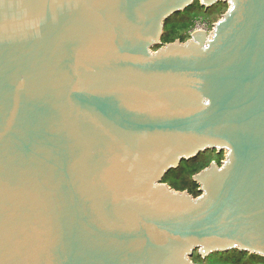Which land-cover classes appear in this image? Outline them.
I'll return each instance as SVG.
<instances>
[{"label": "water", "instance_id": "water-1", "mask_svg": "<svg viewBox=\"0 0 264 264\" xmlns=\"http://www.w3.org/2000/svg\"><path fill=\"white\" fill-rule=\"evenodd\" d=\"M195 1L0 0V264L264 256V0L162 44Z\"/></svg>", "mask_w": 264, "mask_h": 264}, {"label": "trees", "instance_id": "trees-1", "mask_svg": "<svg viewBox=\"0 0 264 264\" xmlns=\"http://www.w3.org/2000/svg\"><path fill=\"white\" fill-rule=\"evenodd\" d=\"M203 8L205 10H202ZM228 8L229 4L226 2H220L210 8H205L200 4V0H196L185 11L178 12L167 19L162 36V44L173 42L176 39H181L182 41L189 39L190 34H180L177 32L178 28H191L195 18L200 16L218 20ZM158 47L156 46L155 49ZM223 157V152H217V150L209 149L201 152L190 160H184L178 168L171 169L164 176L163 181L169 183L176 190H188L192 195L199 196L201 194L200 186L194 181V175L208 167L213 160H216L220 164ZM192 259L206 264H264V256L240 251L239 249L214 252L206 258H202L198 252H195Z\"/></svg>", "mask_w": 264, "mask_h": 264}, {"label": "built area", "instance_id": "built-area-1", "mask_svg": "<svg viewBox=\"0 0 264 264\" xmlns=\"http://www.w3.org/2000/svg\"><path fill=\"white\" fill-rule=\"evenodd\" d=\"M217 21L218 20H212L211 18L203 16L195 18L194 24L190 28V36L195 31H205L207 32L208 37H212L214 23H216Z\"/></svg>", "mask_w": 264, "mask_h": 264}, {"label": "rangeland", "instance_id": "rangeland-1", "mask_svg": "<svg viewBox=\"0 0 264 264\" xmlns=\"http://www.w3.org/2000/svg\"><path fill=\"white\" fill-rule=\"evenodd\" d=\"M200 10V9H199ZM202 10H205L204 8L202 9ZM228 9H226V11H227ZM221 18V17H220ZM177 32L178 33H180V34H190V28L189 29H185V28H178V30H177ZM223 152V159L221 160V163H220V165L222 164V162L225 160V155L227 154V152L226 151H222ZM214 161H216V160H214ZM217 162V161H216ZM203 170V169H202ZM169 184V183H168ZM197 264H206V263H201L199 260L197 261H195ZM256 264H261V263H256Z\"/></svg>", "mask_w": 264, "mask_h": 264}]
</instances>
